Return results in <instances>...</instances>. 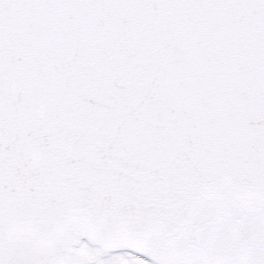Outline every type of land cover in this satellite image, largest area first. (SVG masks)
Returning <instances> with one entry per match:
<instances>
[{"label": "snow or ice", "instance_id": "obj_1", "mask_svg": "<svg viewBox=\"0 0 264 264\" xmlns=\"http://www.w3.org/2000/svg\"><path fill=\"white\" fill-rule=\"evenodd\" d=\"M0 264H264V0H0Z\"/></svg>", "mask_w": 264, "mask_h": 264}]
</instances>
